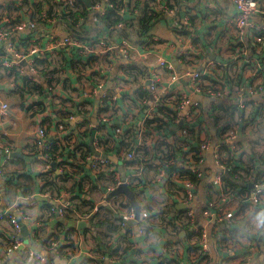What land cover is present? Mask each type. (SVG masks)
Instances as JSON below:
<instances>
[{
  "label": "crops",
  "instance_id": "crops-1",
  "mask_svg": "<svg viewBox=\"0 0 264 264\" xmlns=\"http://www.w3.org/2000/svg\"><path fill=\"white\" fill-rule=\"evenodd\" d=\"M78 1L51 0L49 7L44 3L41 13L50 19L40 15L39 21L35 7L42 0H0V27L10 15L14 23L35 21L37 42L51 48L47 57L36 60V75L29 71L27 61L11 71L0 66V106L9 103L7 114L0 112V145L13 153L6 156L0 148V165L10 180L0 198V212L9 207L23 214L19 231L8 219H0V264H34L29 251L44 255L47 264H194L200 259L198 239L181 219L189 195L196 224L208 235L214 264H241L250 253L252 264H264V193L251 199L256 183L264 179V115H256L264 109V99L243 94L252 81L246 77L251 71L245 74L239 62L233 61V54H243L234 44L237 35L223 28V16L235 11L233 4L226 0H205L206 5H200L204 0H118L128 4L123 16L116 14L119 21L122 18L118 27L103 19L95 4L83 15L86 11ZM160 4L178 14L154 24L157 42L143 37L140 17ZM81 17L85 20L77 27ZM177 24L183 26L187 40L180 39ZM30 33L28 29L17 33L19 47L27 45ZM68 33L83 40L104 37L112 44L127 38L134 48L132 65L121 50L100 56L83 54L73 64L67 51L51 47ZM182 47L192 57L187 59L190 65L177 62ZM158 56L176 63L178 74L206 73V80L219 84L226 93L218 99L194 91L189 77L173 81L171 72L159 67ZM32 76L35 81L28 79ZM156 77L159 88L152 91ZM95 88L91 98L83 97L85 90ZM161 94H165L163 104L156 100ZM177 95L188 100L179 113ZM100 101L106 104L101 106ZM241 102L245 109L240 108ZM247 109L250 117L242 118L241 110ZM71 114L83 117L85 124L76 128L68 119ZM25 116L33 126L26 134L19 124ZM39 124L46 133L43 137L38 134ZM229 125L238 134L234 153L222 135ZM93 141L100 145L96 155L108 158L122 177L128 176L141 211L148 212L143 233L138 234L137 223L120 224L121 204H131L124 194L121 204L110 201L93 211L113 184L110 174L95 171L85 158L94 152ZM51 142L58 147L55 154L46 152L45 144ZM203 142L209 143L202 150L201 165L208 180L193 181L183 175L188 170L183 163L201 150ZM128 149L137 151L138 162L129 163L123 157ZM217 150L230 160L232 172L237 168L235 188L226 184L224 190L217 180L221 170L214 156ZM172 162L178 169H173ZM57 201L79 204L80 210L74 206L64 216L57 215L48 209L49 203L57 205ZM79 216H85L80 220L86 223L82 228ZM14 235L23 246L7 253Z\"/></svg>",
  "mask_w": 264,
  "mask_h": 264
},
{
  "label": "built area",
  "instance_id": "built-area-1",
  "mask_svg": "<svg viewBox=\"0 0 264 264\" xmlns=\"http://www.w3.org/2000/svg\"><path fill=\"white\" fill-rule=\"evenodd\" d=\"M65 1V4H70L72 0H62ZM233 4L235 11L232 13L225 14L223 16V28L225 31L233 32L237 35V41L234 43L242 52L243 56H238L233 54V61L239 62V67L245 72L251 71L250 75H246L248 79H252L248 86L244 89L243 94H248V96L261 95L264 99V3L260 0H226ZM106 7H102L100 3L94 5V9L101 11V16L103 19L106 18L108 13L114 12L118 16H123L125 12L128 11V4L125 2L124 4L119 3L116 4L113 0H105ZM207 2L204 0L200 3V5H206ZM153 14L156 15V18L149 24V29L147 31H143L145 39H151L152 41H160L158 37H156L153 33V27L156 22H158L159 18H163L166 16H177L176 9L170 7L167 4H160L158 7H151ZM47 13L43 12L41 14L42 19H50L47 17ZM85 18L81 17L76 24L77 27L84 22ZM260 20V21H258ZM6 24L0 27V45L2 46V52L0 54V66L4 67L8 70H15L18 67H22L25 61L29 64V71L36 75L37 71L35 70L36 60L39 58H45L50 53V46L43 47L41 43H38L36 38L39 31V26L35 21H29L26 23L25 21L20 20L17 23L13 22V18L11 15L6 19ZM122 21V18H121ZM117 22L118 27H122V22ZM13 22V23H12ZM182 25L177 24L176 28L179 30V36L182 41L188 39L182 31ZM26 29L30 30L31 33L27 36V41L25 42L27 45L25 47H19L17 42V33L20 31H25ZM51 47L59 50H65L68 52L71 57V61L73 64H77L79 62V57L83 54H91V55H104L108 53H113L116 50H121L124 56L130 61L131 65L133 62L134 48L132 47V43L129 39L124 38L120 43L112 44L107 41L104 37H92L86 40L74 35L72 33H68L65 37L56 40L52 43ZM187 59H192L191 56L187 55V49L182 47L177 56V62L180 64L190 63ZM157 62L161 69L167 70L171 72V79L173 81H178L181 78L189 77L191 86L194 91L202 94H206L208 96L216 97L218 99H222L226 90L220 86L219 84L212 85L210 82L206 80V73L197 72V71H184L183 73L175 72V64L173 61L164 58L163 56H158ZM158 78H153L151 82V90L157 91L159 88ZM29 80L35 81V77H28ZM97 88V87H96ZM96 88L94 90H85L83 93L84 98H91L96 92ZM242 90V89H240ZM55 95V92H54ZM180 104L176 107V113H179L182 107H184L188 100L181 96L177 95ZM53 95H50V100H53ZM156 100L159 104H163L165 100V94H161L156 96ZM33 101H30L32 103ZM103 101H100V105L103 106ZM254 105V103H253ZM1 116L7 114L9 109V103L4 101L1 104ZM196 108V105L195 107ZM241 109L246 108V104L241 102ZM59 109H63L61 106ZM42 113V112H41ZM251 110L247 109L245 111L241 110L242 118H249ZM257 116L264 115V109H261ZM69 120L75 122L76 128L83 126L85 124V119L83 117H78L75 114H71L68 117ZM40 125V124H39ZM120 132V129H118ZM38 134L40 136H45V130L41 125L38 129ZM223 138L229 143L231 151L234 153L237 147V129L234 127H229L227 130L222 129ZM93 151H89L86 154V159L91 162L92 169L97 172L105 171L110 174L113 178V184L107 188L105 192L101 195L100 203L96 204L93 207V211L97 212L101 208L103 204L110 201H117L120 204L122 203V194L115 193V190L121 184H127L129 182L128 176L122 177L115 168L111 166V161L103 157L101 154H97L99 152L100 145L97 141H93ZM52 148V142L50 144H45L46 150L48 148ZM0 148L1 145H0ZM201 150L194 151L192 156L187 158L183 165H187L188 171L186 173L183 172V175L188 177V175H195L198 180H208V177L205 176V172L201 169V165L204 161V157L202 155V150H206L209 148L208 142H203L200 146ZM3 151L7 154L11 153L10 148L3 147ZM123 157L129 163H136L140 155L137 153L135 149H128L123 151ZM9 156V155H7ZM48 162H51V157L48 154L45 155ZM216 161H218V165L220 167V173L217 174V180L221 184L222 188L224 186V190L227 187L226 180L224 179V173L231 171V165L229 164L230 160L224 159L222 155V150H217L214 154ZM234 156V154H233ZM233 156L231 158V163L233 160ZM10 157V156H9ZM163 165V162H161ZM169 165V164H166ZM172 167L178 169L172 162ZM48 167H50L48 165ZM163 172V169H161ZM8 172L0 165V198L4 193L7 192L9 185V176ZM180 174V173H179ZM188 174V175H187ZM264 193V179L263 181L256 183L255 190L251 199L257 200ZM47 196V195H46ZM187 208L185 211V215L187 216L186 222L189 231L198 239V247L200 252V259H197L194 264H214L212 258L210 257V248L208 244V235L206 232H203L196 224V212L192 205V196L189 195L187 201ZM123 207L120 212V224L121 226H126L129 221L134 220L136 218V209L130 203L121 204ZM74 206L70 202H61L57 201V205L52 207L51 211L57 215L64 216L67 211L71 210ZM22 215V216H21ZM23 214L19 215L14 213L9 207L0 212V219H8L14 226V229L19 231L21 228V220ZM230 215L228 214L227 217ZM85 216H79L77 222L83 219ZM222 219V217H220ZM149 219V214L147 211H141L140 217L137 220L138 225V234L144 232L145 227L147 226V222ZM52 245H57L56 242H53ZM23 246L22 240H20L16 235L13 236L12 243L7 249V253H13L17 251L20 247ZM29 259L34 264H47V258L37 252L29 251ZM254 262V256L250 253L246 257H244L243 262L241 264H252ZM226 264V263H221Z\"/></svg>",
  "mask_w": 264,
  "mask_h": 264
},
{
  "label": "trees",
  "instance_id": "trees-1",
  "mask_svg": "<svg viewBox=\"0 0 264 264\" xmlns=\"http://www.w3.org/2000/svg\"><path fill=\"white\" fill-rule=\"evenodd\" d=\"M80 2H81V5L83 6V8H84V11H86V13H84L83 15H85V14H87V12H88V10H87V5L83 2V1H81V0H79ZM78 1V2H79ZM92 1V5H94V4H96V3H99V1L100 0H91ZM116 4H119L120 2H117L118 0H113ZM51 2V0H42V2H41V5H36V7H35V12H36V17H37V19L40 21V15L42 14L41 13V11L43 10V8L45 7V4L47 5V7H49V6H51L52 5V3H50ZM45 3V4H44ZM83 3V4H82ZM41 13V14H40ZM156 18V15H154L153 14V11L150 9V7L148 8V10H146V11H144V13H142L141 14V17H140V21H141V29L143 30V31H147L150 27H149V24L151 23V22H153V20ZM106 20L108 21V23L110 24V25H113V24H115V23H117L119 20H120V18L116 15V13H114V12H111V13H108V15L106 16ZM58 149V147H56V146H54V147H52L51 149H47L46 150V152L48 153V154H55V152H56V150ZM173 169L175 170L176 168H174L173 167ZM237 169V168H236ZM235 169V172H232V173H229V172H225L224 173V179L226 180V182H227V185H228V187L229 188H231V187H233V188H235L236 187V183L234 182V180L236 179L235 177H236V175H238V173H237V170ZM185 171H188V170H185ZM43 175L45 176V181H47V183L49 184V183H51V182H49L48 181V179H47V173L45 172V173H43ZM190 177H191V179L193 180V181H195V180H198L197 179V177L195 176V175H193V174H191V175H189ZM9 182H10V180H9ZM239 185V183H237V186ZM55 206V204H53V203H49L48 204V209L49 210H51V208L52 207H54ZM75 206V208L77 209V207H78V209L80 210V208H79V204H75L74 205ZM71 212V211H70ZM52 213V212H51ZM182 214H184V212H181ZM67 214V213H66ZM181 219L183 220V222L186 224V219H187V216L186 215H182L181 216Z\"/></svg>",
  "mask_w": 264,
  "mask_h": 264
},
{
  "label": "water",
  "instance_id": "water-1",
  "mask_svg": "<svg viewBox=\"0 0 264 264\" xmlns=\"http://www.w3.org/2000/svg\"><path fill=\"white\" fill-rule=\"evenodd\" d=\"M83 1L87 7H91L92 6V2L91 0H81ZM102 1V7H106V2L105 0H101ZM3 152L4 155H9V156H13L12 152L7 154L5 153L4 151H1ZM52 167L53 169H55L56 165L53 163L52 164ZM251 188H253V185L251 184L250 185ZM115 193H121V194H124L128 197L129 201L131 202V204L134 206V208L136 209V218L134 220H131L130 222L131 223H137V220L139 219L140 217V212H141V205L139 204V202L137 201L136 199V195L134 193V191L127 185V184H121L116 190H115ZM83 226H86V223L84 221H80L78 223V227L79 228H82Z\"/></svg>",
  "mask_w": 264,
  "mask_h": 264
},
{
  "label": "rangeland",
  "instance_id": "rangeland-1",
  "mask_svg": "<svg viewBox=\"0 0 264 264\" xmlns=\"http://www.w3.org/2000/svg\"><path fill=\"white\" fill-rule=\"evenodd\" d=\"M227 108V107H226ZM226 108H224V109H226ZM229 111V110H228ZM230 111H233L234 112V110L233 109H230ZM244 120V119H243ZM244 121H248V120H244ZM19 124L21 125V126H23V129H24V131H25V134L27 133V132H29V131H31L32 130V125H31V120L27 117V116H25V118H24V120L23 121H19ZM229 127H234V128H236L234 125H229L228 126V128ZM227 128V129H228Z\"/></svg>",
  "mask_w": 264,
  "mask_h": 264
}]
</instances>
